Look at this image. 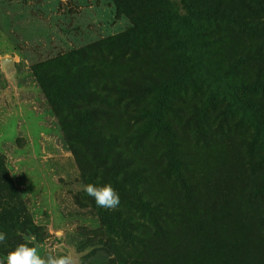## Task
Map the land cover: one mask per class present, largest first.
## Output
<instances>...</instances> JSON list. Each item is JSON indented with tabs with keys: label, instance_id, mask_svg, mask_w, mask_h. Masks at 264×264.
<instances>
[{
	"label": "rangeland",
	"instance_id": "obj_1",
	"mask_svg": "<svg viewBox=\"0 0 264 264\" xmlns=\"http://www.w3.org/2000/svg\"><path fill=\"white\" fill-rule=\"evenodd\" d=\"M207 19L220 21L215 39L201 33ZM3 58L12 59L8 73ZM139 73L163 98L204 85L233 115L226 130L204 132L205 145L194 126L170 115L177 147L165 126L139 125L132 141L145 146L140 157L165 151L168 172L143 186V200L167 211L163 229L133 178L126 189L107 181L121 191L118 207L148 220L136 226L137 239L96 215L82 187L90 176L81 179L90 159L73 155L55 106L65 108L90 81ZM258 74L264 0H0V258L27 241L41 256L72 253L78 264H264V107L247 81ZM132 123L118 113L108 126L124 135ZM171 152L189 161L192 187L162 178L176 175Z\"/></svg>",
	"mask_w": 264,
	"mask_h": 264
},
{
	"label": "trees",
	"instance_id": "obj_2",
	"mask_svg": "<svg viewBox=\"0 0 264 264\" xmlns=\"http://www.w3.org/2000/svg\"><path fill=\"white\" fill-rule=\"evenodd\" d=\"M223 18L227 21H237L242 26L248 24L245 16L237 19L233 14H226ZM203 21L204 27L201 33L208 34L214 39L217 38L220 21L215 19ZM90 68L96 73L100 71V68L92 62L91 56ZM259 75L254 79L248 77L247 81L253 87L251 93L254 98H257V102L260 101L264 107V78H260ZM94 76L97 77V75ZM151 84L152 77L144 73L134 76H112L101 81L96 79L90 81L86 90L80 89L74 98L67 99L65 108L55 106L63 126L64 136L73 155L86 153L90 159V171L81 170V179L84 182L89 176L90 183L98 185L108 184V180L120 179L124 185L121 187L126 189L125 187L129 188L126 180L130 177L133 178L131 181L135 185V189L132 187V190L134 193L137 191L143 200L144 184L150 183L152 179L160 178V175L163 176L167 171V164L162 162L165 151L160 152L156 160L148 159L146 156L140 157L139 154L145 150V146L143 143L140 145L132 141L136 138L135 133L139 125H153V122L156 121L157 124L165 126L172 136V143L175 147L178 146V142L168 115L176 122L194 126L198 136L202 135V145L207 144L204 132L214 128L224 131L230 126L233 114L216 99L205 96L209 93L208 88L204 85L197 83L182 85L172 96L163 98L149 93L147 89ZM148 99L151 100L150 104ZM118 113L131 118L132 125L136 126L129 134L123 135L116 124L108 126ZM163 115L165 119H163ZM77 120L79 121L75 125ZM81 131H85L87 134L82 136ZM249 153L253 155V149H250ZM171 158L172 161L169 162L176 166L172 168L176 175H167L168 177L162 178L180 182L181 186H186V188L192 187L191 179L184 172L186 166L189 165L187 158L176 153ZM113 187L115 188V186ZM261 190L264 191L263 184ZM118 192L121 191L118 190ZM90 202L94 205L96 215L100 216L102 221H106L108 224L117 222L122 228V233L126 230L127 235L140 239L136 226L148 227L147 219L145 220L140 214L135 215L136 212H131L123 206L115 209H101L96 205L94 198L90 197ZM142 202L147 203L150 207L153 205L160 211L155 224L156 228L161 231L162 225L166 222L164 215L167 211L160 202L152 198H145Z\"/></svg>",
	"mask_w": 264,
	"mask_h": 264
},
{
	"label": "clouds",
	"instance_id": "obj_3",
	"mask_svg": "<svg viewBox=\"0 0 264 264\" xmlns=\"http://www.w3.org/2000/svg\"><path fill=\"white\" fill-rule=\"evenodd\" d=\"M82 187L88 196L94 198L98 207L115 209L121 203L119 193L110 183L103 185L87 183L83 184ZM5 240L6 233L0 232V243L5 242ZM0 264H78V260L72 253H47L41 256L39 248L29 246L26 241L9 250L3 258H0Z\"/></svg>",
	"mask_w": 264,
	"mask_h": 264
},
{
	"label": "water",
	"instance_id": "obj_4",
	"mask_svg": "<svg viewBox=\"0 0 264 264\" xmlns=\"http://www.w3.org/2000/svg\"><path fill=\"white\" fill-rule=\"evenodd\" d=\"M12 66H13V62L11 58H3L1 60V67L6 73L10 72V69H12Z\"/></svg>",
	"mask_w": 264,
	"mask_h": 264
}]
</instances>
